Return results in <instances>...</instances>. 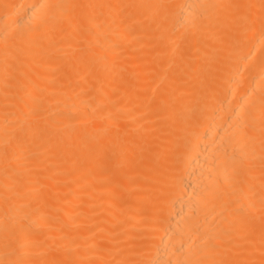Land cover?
<instances>
[{"label": "bare ground", "instance_id": "6f19581e", "mask_svg": "<svg viewBox=\"0 0 264 264\" xmlns=\"http://www.w3.org/2000/svg\"><path fill=\"white\" fill-rule=\"evenodd\" d=\"M63 1L0 0V264H264V0Z\"/></svg>", "mask_w": 264, "mask_h": 264}, {"label": "rangeland", "instance_id": "374dc122", "mask_svg": "<svg viewBox=\"0 0 264 264\" xmlns=\"http://www.w3.org/2000/svg\"><path fill=\"white\" fill-rule=\"evenodd\" d=\"M59 1L61 2L60 4H63L64 2L63 0H59ZM126 50H129V49H126ZM130 51H133V49L132 50L130 49ZM122 52H125V51H122Z\"/></svg>", "mask_w": 264, "mask_h": 264}]
</instances>
